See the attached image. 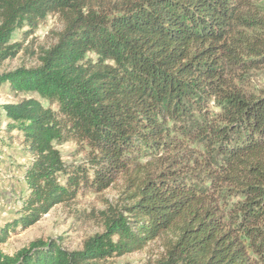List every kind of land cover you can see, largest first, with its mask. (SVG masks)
Returning a JSON list of instances; mask_svg holds the SVG:
<instances>
[{
    "label": "trees",
    "instance_id": "obj_1",
    "mask_svg": "<svg viewBox=\"0 0 264 264\" xmlns=\"http://www.w3.org/2000/svg\"><path fill=\"white\" fill-rule=\"evenodd\" d=\"M54 12L64 28L40 64L0 74V86L48 103L3 106L31 165L0 242L82 183L99 192L123 176L128 202L80 250L37 239L0 251V264H118L158 238L155 264H264V87L241 85L264 64V0H0V59L20 22ZM64 141L89 148L92 173L60 180Z\"/></svg>",
    "mask_w": 264,
    "mask_h": 264
},
{
    "label": "rangeland",
    "instance_id": "obj_2",
    "mask_svg": "<svg viewBox=\"0 0 264 264\" xmlns=\"http://www.w3.org/2000/svg\"><path fill=\"white\" fill-rule=\"evenodd\" d=\"M64 21L60 13L54 12L48 13L45 19L40 20L38 26L20 22L6 42L11 56L0 59V74L21 67L38 66L43 51L57 42L64 28ZM237 72H242V69ZM241 85L247 91L263 88L264 64L250 70V73L243 74ZM29 98L48 105L47 101L35 93L16 94L9 90L8 84L0 86V229L21 217L23 198L29 193L24 176L31 165L30 155H24L22 150L23 135L17 129L9 130V121L3 106ZM212 106L211 103L210 108ZM57 147L68 169V174L60 175L62 182L65 183L66 175L70 177L72 170L76 168L84 167L92 173L86 154L89 148L85 144L64 141L57 144ZM127 194L123 176L99 192L82 183L75 198L55 205L36 223L27 227H23L21 223L14 226L11 224L4 241L0 242V251L6 255H14L37 239H60L70 250H80L90 237L105 231L109 218L122 212L128 202ZM240 200L242 197L236 194L225 198V201L230 203ZM163 245L164 240L158 238L149 242L142 250L116 257L113 261L118 264H155L164 252Z\"/></svg>",
    "mask_w": 264,
    "mask_h": 264
}]
</instances>
